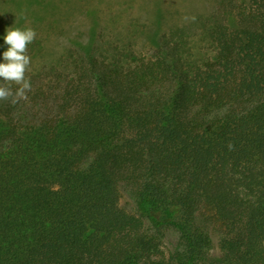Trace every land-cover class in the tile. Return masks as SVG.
<instances>
[{
    "label": "trees",
    "instance_id": "obj_1",
    "mask_svg": "<svg viewBox=\"0 0 264 264\" xmlns=\"http://www.w3.org/2000/svg\"><path fill=\"white\" fill-rule=\"evenodd\" d=\"M208 27L204 60L173 28L0 100V264H264V0H221Z\"/></svg>",
    "mask_w": 264,
    "mask_h": 264
},
{
    "label": "rangeland",
    "instance_id": "obj_2",
    "mask_svg": "<svg viewBox=\"0 0 264 264\" xmlns=\"http://www.w3.org/2000/svg\"><path fill=\"white\" fill-rule=\"evenodd\" d=\"M221 0H0V63L9 47L3 37L9 27L35 30L37 36L27 46L33 75L57 66L70 71L72 54L81 51L115 53L117 49L148 52L161 39L178 29L185 55L194 62L214 53L208 26ZM123 208L142 216L129 186L121 184ZM212 257H219L213 236ZM178 245V235L168 230L162 242L163 257L170 259Z\"/></svg>",
    "mask_w": 264,
    "mask_h": 264
},
{
    "label": "clouds",
    "instance_id": "obj_3",
    "mask_svg": "<svg viewBox=\"0 0 264 264\" xmlns=\"http://www.w3.org/2000/svg\"><path fill=\"white\" fill-rule=\"evenodd\" d=\"M37 33L30 27H9L3 37L9 47L3 52V63H0V100L15 105L20 100H27V93L31 91V81L26 73L30 70L31 58L27 55V46L34 42ZM17 87L15 91L12 85ZM233 146L229 144L231 149Z\"/></svg>",
    "mask_w": 264,
    "mask_h": 264
}]
</instances>
